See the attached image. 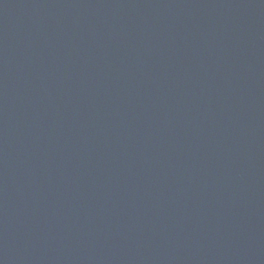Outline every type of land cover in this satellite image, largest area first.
Instances as JSON below:
<instances>
[{"label":"water","instance_id":"water-1","mask_svg":"<svg viewBox=\"0 0 264 264\" xmlns=\"http://www.w3.org/2000/svg\"><path fill=\"white\" fill-rule=\"evenodd\" d=\"M0 264H264V0H0Z\"/></svg>","mask_w":264,"mask_h":264}]
</instances>
